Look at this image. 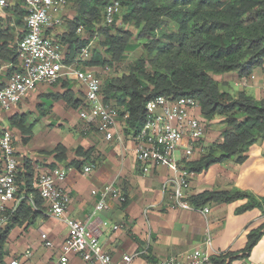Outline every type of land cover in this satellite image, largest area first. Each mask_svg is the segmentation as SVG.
<instances>
[{
    "label": "crops",
    "instance_id": "1",
    "mask_svg": "<svg viewBox=\"0 0 264 264\" xmlns=\"http://www.w3.org/2000/svg\"><path fill=\"white\" fill-rule=\"evenodd\" d=\"M8 1V9L0 11V31L7 29L16 42L22 37L26 27L25 24H18L16 18L20 14L19 8L24 7L21 0ZM6 14L8 18L4 16ZM64 32V27L46 30V34L53 37ZM62 50L65 56L70 54V50L64 46ZM77 59L75 57L73 62ZM98 70L99 67L88 68V71L95 74ZM213 78L221 90L230 93L244 90L256 100L264 99V63L255 68L248 78L239 77L236 72L216 74ZM70 80L74 79L66 77L36 86L24 101L28 113L18 111L22 103L8 110L17 108L16 112H10L8 118L15 113L28 114L30 135L23 134L10 124H2L8 111L0 110V130L4 128L12 132L18 160L32 163L33 185L40 174L54 167L67 170L61 183L70 196L67 215L97 229L103 249L115 263H119L123 255L130 254L142 257L139 264H156L159 260L195 247H200L211 257L217 253L236 255L245 248L248 233L262 228V235L250 253L245 257L234 258L230 264H264V139L250 145L241 160L233 157L213 164L200 173L192 172L190 187L186 193L188 200L204 191H248L256 197V206L238 211L250 200L244 197L228 203L207 204L203 206L208 209L206 214L200 208L181 209L174 203L173 186L169 184L164 188V184L173 176L171 168L154 166L148 171L142 170L136 159L134 134L124 130V118L127 115H120L119 108L114 106L117 109L116 135L107 139L95 124L87 123L79 116L80 108L89 105L85 101L83 87L75 81L70 83ZM65 91H69L72 99L82 105L74 108L63 99L53 97L63 95ZM42 96L51 97L54 102L46 106L36 105L35 99ZM34 109L37 115H29ZM194 113L201 120V112ZM49 117L55 120L49 122V125L55 123L54 129L39 132L38 137H35V125ZM208 128L207 136L201 138L204 143L218 140L225 127L219 131L210 130V126ZM184 138L175 153L181 165L185 161L198 159L203 151L201 139L191 142L187 136ZM189 142L193 143L192 153L188 159H184V148ZM57 144L66 147V158L63 161H58L53 152ZM78 147L88 151V156L78 155ZM86 166H91L88 173L83 171ZM19 182L21 186L24 185L23 180ZM107 184H114L124 200L108 198V208L94 212L97 196L92 191L100 190ZM9 230L0 264H12L14 260H18L19 264H60L59 257L68 229L63 221L49 216L46 208L43 213H38L22 225L10 226ZM43 234L46 235L45 238ZM207 234L211 237L209 246L201 244ZM65 264L87 263L78 254L71 253Z\"/></svg>",
    "mask_w": 264,
    "mask_h": 264
},
{
    "label": "trees",
    "instance_id": "2",
    "mask_svg": "<svg viewBox=\"0 0 264 264\" xmlns=\"http://www.w3.org/2000/svg\"><path fill=\"white\" fill-rule=\"evenodd\" d=\"M67 1L72 4L75 16L69 21L68 30L55 37L70 50L66 63L73 62L87 45L88 38L76 34L79 26L91 35L101 36L102 52L94 49L89 59L79 62L85 70L102 66L114 68L124 62L131 41L135 39L139 43L140 53L124 66L123 73L106 78L101 87L104 101L118 107L120 115H127L124 118L126 133L135 134L146 119V103L164 95L196 99L205 134L217 118L225 127L218 140L209 143L200 140L201 156L183 165L191 172L200 173L236 155L237 160H241L250 145L264 138V99L256 100L244 90L236 93L221 90L213 78L229 72L248 78L255 68L263 65L264 0ZM112 2L118 3L123 14L121 17L115 14L112 23L107 24L105 7ZM19 9L17 23L23 26L27 11L25 7ZM14 51L13 35H9L7 29L1 30L0 59L15 62ZM53 97L63 99L74 108L82 105L72 99L69 91ZM28 119L26 113H15L8 118V123L30 135ZM66 151L62 144L53 149L58 161L65 160ZM76 153L88 156V151L81 147ZM33 175L32 163L24 160L17 173L18 182L24 181L19 187L24 197L8 226L0 230V259L10 226L22 225L44 211V201L32 184ZM244 197L250 200L238 211L256 206V197L241 190L204 191L188 200L193 207L202 208L210 203H228ZM262 201L264 203V198ZM261 235L262 228L251 230L240 254L219 253L211 257L212 264H230L234 258L247 256Z\"/></svg>",
    "mask_w": 264,
    "mask_h": 264
},
{
    "label": "built area",
    "instance_id": "3",
    "mask_svg": "<svg viewBox=\"0 0 264 264\" xmlns=\"http://www.w3.org/2000/svg\"><path fill=\"white\" fill-rule=\"evenodd\" d=\"M21 1L27 11L26 27L22 37L15 42V62L0 59V110L8 111L24 102L40 84H50L69 77L83 87L85 101L89 105L80 108L79 116L87 123L95 124L107 139H112L116 135L117 109L104 101L99 77L94 72L79 67V62L91 57L88 45L81 49L76 61L66 63L62 45L57 38L46 34L48 28L62 24L63 8L67 0ZM8 6V0H0V11ZM118 8L117 2L105 7V23H112ZM81 31L82 26H79L77 32ZM194 111H200V104L192 97L155 96L146 103V119L133 136L136 159L143 171L154 166L171 168L173 176L164 184V188L169 184L173 186L174 203L181 209L193 208L186 196L192 172L180 164L175 153L181 147L185 136L192 142L205 135L204 125ZM191 142L184 148V159H188L192 153ZM21 165L22 162L16 157L13 134L3 128L0 130V230L7 227L24 197L19 193L20 183L17 180ZM90 170L91 166L83 169L84 173ZM66 171L65 168L54 167L40 174L35 183L37 192L44 201L46 213L63 221L68 229L59 263L65 264L68 255L76 253L87 264H130L133 255L125 254L119 263H115L111 255L103 249L97 229L67 215L70 196L61 186ZM92 194L97 196L94 212L108 208V198L124 200L114 184L93 190ZM200 211L206 214L208 209L202 207ZM42 236L45 238L46 235ZM201 244L211 245L209 234ZM12 264H19V261L14 260ZM156 264H212V260L208 253L195 247L159 260Z\"/></svg>",
    "mask_w": 264,
    "mask_h": 264
},
{
    "label": "rangeland",
    "instance_id": "4",
    "mask_svg": "<svg viewBox=\"0 0 264 264\" xmlns=\"http://www.w3.org/2000/svg\"><path fill=\"white\" fill-rule=\"evenodd\" d=\"M17 1V0H16ZM8 8V7H7ZM3 11L5 12L6 11V8L3 9ZM123 14V11L122 9L118 8L116 10V15L118 17H121V15ZM5 17H9L7 14L4 15ZM75 16V11L73 10V7H72V4L69 3L67 1L65 7L63 8V16H62V24L60 26H58L59 28L60 27H64L66 29V31L68 30V23L70 20H72ZM6 18V19H7ZM117 23L120 24V19L117 20ZM120 27H123L122 25ZM19 28V27H18ZM54 28V27H53ZM132 29V28H131ZM18 30H21V29H18ZM77 35H79L81 38L83 39H86L88 38V42H87V45H88V48H89V51L90 53L92 54V51L94 49H97V50H100L102 52V48L101 46L99 45V42H100V39H101V36L99 34H95V35H91L90 33L86 32L85 29H82L81 32H76ZM67 45V43H65ZM65 45V46H66ZM67 47V46H66ZM140 48H139V43L137 40L133 39L130 43V47L127 51V53L125 54L124 56V62L121 63V64H117V66H115L114 68L113 67H107L106 66H102L99 68L98 71H96V75L99 77V79L101 80V82L103 83V81L112 76H119L123 73L124 71V66L131 60V59H134L139 53H140ZM79 57V54L76 55V58ZM82 64L80 63L79 64V67L81 68ZM75 81V80H73ZM72 80H70V83H73ZM76 83H78L77 81H75ZM79 84V83H78ZM231 84V83H230ZM232 85V84H231ZM233 86V85H232ZM234 87V86H233ZM234 89H236V87H234ZM54 102V99L51 98V97H47V96H42L40 98H36L35 99V104H43L44 106L46 105H51L52 103ZM36 105L34 107H36ZM11 111H17V108L11 110ZM11 111H8L3 119H2V124L3 125H8V116L10 115V112ZM18 111L19 112H22V111H25L26 113H28V108H26V104L24 102H22V104L18 107ZM29 115L31 116H36L37 115V111L36 109H34L33 111H31L29 113ZM33 119V117H32ZM53 120V118L49 117L47 120H41L37 125H35L33 131H34V136L35 137H38V134L42 133L44 130H48V129H54V125L55 123H52L51 125H49V122ZM219 120V121H218ZM217 121L211 123L209 126H210V130L212 131H219L221 130V128H224V125L222 122H220V119H218ZM55 120H53L54 122ZM9 126V125H8ZM209 129V128H208ZM207 129V130H208ZM40 132V133H39ZM204 136H207V133L204 135ZM264 139V138H263ZM184 140H187V138H184ZM235 157L236 159L238 158V156H233ZM231 157V158H233ZM8 226V225H7ZM142 261V257L141 256H137V257H133L132 261L130 262V264H139L141 263Z\"/></svg>",
    "mask_w": 264,
    "mask_h": 264
}]
</instances>
